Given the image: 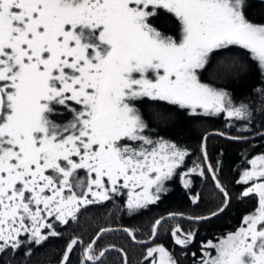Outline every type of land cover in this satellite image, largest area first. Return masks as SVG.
<instances>
[{
	"label": "snow or ice",
	"instance_id": "snow-or-ice-1",
	"mask_svg": "<svg viewBox=\"0 0 264 264\" xmlns=\"http://www.w3.org/2000/svg\"><path fill=\"white\" fill-rule=\"evenodd\" d=\"M250 7L249 0H0V264H29L37 246L59 236L58 226L76 221L89 206L122 198L132 214L160 201L165 182L189 153L149 135L137 107L145 99L193 116L251 123L248 103L237 104L203 79L212 56L232 49L239 59L219 61L223 71L213 80L242 67L244 58L264 75V22L250 19ZM162 14L171 18L172 30L157 23ZM61 107L72 114L67 122H58ZM201 150L207 162L206 144ZM246 163L237 183L246 186L242 198H255L254 210L235 231L201 242L193 264H264V153ZM198 169L181 174L186 188L185 177ZM208 171L224 199L210 216L188 218L195 224L231 203L210 164ZM175 218L155 220L153 246L138 241L151 264H178L156 243L161 225ZM108 231L86 245L72 238L59 264H71L77 245L83 246L80 264H100L105 250L97 254L94 245ZM197 236L179 224L171 230L182 253Z\"/></svg>",
	"mask_w": 264,
	"mask_h": 264
},
{
	"label": "trees",
	"instance_id": "trees-1",
	"mask_svg": "<svg viewBox=\"0 0 264 264\" xmlns=\"http://www.w3.org/2000/svg\"><path fill=\"white\" fill-rule=\"evenodd\" d=\"M249 3L251 4L248 10L250 19L256 22H264V1L249 0ZM230 57L239 59L236 49L213 55L211 63L203 73V79L206 82H214L218 87H223L232 94L237 104L240 102L247 103L246 100L248 102L250 100L251 102L248 104L254 109V119L251 123L229 121L224 115L215 116V119L214 116H193L185 110L154 103L147 99L142 103H138V107L149 123L151 129L149 135L153 139L163 137L177 143L189 153L173 178L165 182L167 191L161 194V199L157 204L149 206L146 210L132 214L127 210V219L121 207L122 198H114L111 202L89 206L86 211H81L76 221H70L68 225H59L57 229L60 232L59 236L49 238L43 246H37L29 264H59L60 258L72 238L77 237L86 245L101 229L112 228L120 230L103 233L94 245V249L98 254L102 248L114 247L120 253L114 250L105 251L100 264H123L122 254L124 257L126 256L128 264H151V258L145 260L144 257L147 248L144 245L133 243V241L148 240L155 220L160 217L167 218L170 213L180 214L186 218L210 216L223 203L222 193L215 189L214 183L202 167L199 151L202 141L201 134L206 135L208 130H215L217 127L220 132L228 134L231 138L216 135L215 137H207L204 144L207 147L208 158L213 162L212 167L215 169L216 177L231 197L228 210L199 224L186 222L176 215L175 219H166L160 227L156 243H162L172 252L174 258L178 260V264H192L191 260H184L186 257L181 259L179 255L180 247L178 249L171 238L172 228L179 224L185 232L189 230L198 231L197 243L190 247H193L198 254V247H195L201 241L213 239L208 238L211 235L216 237L214 238V241H216L222 236V233H226L227 230L237 225L252 203L251 200L247 199L248 197L240 198L238 192L241 184H238L237 181L240 179L243 170L248 166L246 162L264 153V135L246 140L233 138L244 134H252L264 127L262 126L264 125V115H261V112L264 111V95L261 91H258L264 90V75L261 74L254 61H251L250 58H244L240 62L243 65L242 67L238 65L235 71L225 78L213 80L215 74L223 71L222 68L218 67V62ZM157 109L163 110L164 114L159 117L155 116L154 113ZM224 119L227 120V124L223 122ZM189 157H197L196 161L199 164L196 165L200 167L196 173H191L185 177L190 182V186L186 188L181 180V174L188 172L186 166ZM200 169L204 171L202 176L199 175ZM193 197H199L195 205H191L192 201L190 203ZM126 220H128V223H125ZM123 227L134 232L136 240L132 238L128 240L126 232L121 229ZM220 229L223 230L221 234H219ZM151 245L148 244L147 246ZM82 255L83 246L77 245L70 256L71 264H80Z\"/></svg>",
	"mask_w": 264,
	"mask_h": 264
},
{
	"label": "flooded vegetation",
	"instance_id": "flooded-vegetation-1",
	"mask_svg": "<svg viewBox=\"0 0 264 264\" xmlns=\"http://www.w3.org/2000/svg\"><path fill=\"white\" fill-rule=\"evenodd\" d=\"M171 18L170 17H168V16H166L165 14H162L160 17H159V19L157 20V23H159V24H161L165 29H168V30H172V24L171 23H169V20H170ZM246 102L247 103H250L251 101L249 100V102H248V100H246ZM59 111L62 113V115L60 116V117H58L57 119H58V122H67L68 120H70L71 118H72V114H71V112H69L68 110H66V109H63L62 107L59 109ZM214 119H215V116H214ZM223 122L224 123H226L227 124V120H223ZM216 130H219L218 129V127L217 128H215V130H208V132H216ZM262 130H264V127L261 129V130H259V131H262ZM207 132V133H208ZM202 138H203V136L201 137V140H202ZM203 141V140H202ZM202 141H201V145H200V160H201V162L203 163V167H204V169H205V172L207 173V176H209L210 177V175H209V172H208V170H206V167H205V165H208L209 166V164L212 166V164H213V162L211 161V159H209L208 158V161L209 162H205V160H204V154H203V152H202V150H201V146H202ZM206 141V140H205ZM204 141V142H205ZM204 142H203V145H204ZM196 151V150H195ZM196 153H198L197 151H196ZM193 157H189L188 159H187V162H188V169H190V168H192L193 166H195L196 164H199L197 161H196V158H193ZM196 163H195V162ZM216 163H217V159H216ZM217 165H218V163H217ZM247 167H250V165H248ZM246 167V168H247ZM188 169H187V171H188ZM218 171V170H217ZM212 174V176H213V173H211ZM210 179H211V177H210ZM212 181V180H211ZM246 186H244V185H241V188L239 189V192H238V195L240 196V198H242L241 197V193L244 191V188H245ZM216 189V188H215ZM217 191H219L218 189H217ZM238 196V197H239ZM243 198H245V197H243ZM118 199V198H117ZM247 199H249V200H251L252 201V203L249 205V208H248V210H247V212L242 216V219H243V217L245 216V215H247L248 213H250L251 211H253L254 210V207H255V205H256V200H255V198H252V197H248ZM191 201L192 200H190V203H191ZM191 205H195L193 202H192V204ZM121 207H122V211H124V213H125V218L127 219V209L124 207V204L122 203L121 204ZM121 211V212H122ZM176 216L178 215V217H181L184 221H186V222H188L185 218H183V216H181L180 214H175ZM189 217H187V219H188ZM242 219L237 223V225H234L233 226V228L232 229H237V228H239L240 226H241V222H242ZM189 222H191V221H189ZM125 223H128V220H126L125 221ZM192 223V222H191ZM193 224H195V223H193ZM124 229H128V228H126V227H123ZM123 228H121L122 230H123ZM232 229H229V230H227L226 231V233H228V231H230V230H232ZM223 230H221L220 229V232H219V234H221V232H222ZM226 233H222V236H220V237H223V236H225L226 235ZM126 236L128 237V240H129V235L126 233ZM208 238H213V239H211L213 242H216V241H214V238H216V237H214V236H210V237H208ZM131 241V240H130ZM201 242H206V241H201ZM200 242V243H201ZM152 246V245H151ZM178 247V249H179V246H177ZM197 247H199V245H197L195 248H197ZM103 249V248H102ZM193 252H195V249L192 247V248H189V250H187V252L186 253H182L181 252V249H180V253H179V255H180V257H181V259H184L185 257V261H192V264H193V256H192V253ZM197 256H199V252H198V254H197Z\"/></svg>",
	"mask_w": 264,
	"mask_h": 264
},
{
	"label": "water",
	"instance_id": "water-1",
	"mask_svg": "<svg viewBox=\"0 0 264 264\" xmlns=\"http://www.w3.org/2000/svg\"><path fill=\"white\" fill-rule=\"evenodd\" d=\"M261 1H264V0H261ZM221 133H223V132H220L219 130H216V132H208V133H206V135H204L203 136V138H202V145H203V142L206 140V138L207 137H215L216 135H218V136H220V137H224V138H231L228 134H224L223 133V135H221ZM259 135H264V130H262V131H255L254 133H252V134H244L243 136H240L239 137V139L240 140H246V139H251V138H255V136H259ZM205 167H206V170H208V165H205ZM209 172V171H208ZM209 175H210V177H211V180H212V183H214V186H215V188L216 189H218L217 187H216V181L212 178L213 176H212V174H211V172H209ZM223 195V194H222ZM178 216V215H177ZM183 218H185V217H183ZM187 221L189 220V219H187V218H185ZM190 221V220H189ZM112 230H120V229H118V228H112L111 229V231H108V232H112ZM123 230H124V228H123ZM98 232H100V231H98ZM129 238H131L130 236H129ZM93 239H96V235L94 236V238ZM92 239V240H93ZM92 240H91V242H92ZM131 240V239H130ZM90 242V243H91ZM145 242H148V244H151L150 242H149V239L148 240H146ZM133 243H138L137 241H133ZM138 244H140V245H143V244H141V243H138ZM145 246V245H144ZM102 250H105V251H107V250H111V251H117V252H119L120 253V251L119 250H117L116 248H104V249H102ZM122 257H123V261H122V263L124 264V260H125V257H124V255L122 254Z\"/></svg>",
	"mask_w": 264,
	"mask_h": 264
},
{
	"label": "rangeland",
	"instance_id": "rangeland-1",
	"mask_svg": "<svg viewBox=\"0 0 264 264\" xmlns=\"http://www.w3.org/2000/svg\"><path fill=\"white\" fill-rule=\"evenodd\" d=\"M137 107H138V105H137ZM196 129H198V128H196ZM199 130V129H198ZM201 136H204V134H201ZM234 136H236V135H234ZM200 162H201V160H200ZM207 162H209V161H207ZM202 163V162H201ZM197 166V165H196ZM200 167V166H199ZM202 167H203V163H202ZM209 167V166H208ZM204 168V167H203ZM187 169H188V165L186 166V171H187ZM205 170V169H204ZM212 173V172H211ZM236 229H232V230H230V231H228V233L229 232H233V231H235ZM227 234V233H226ZM146 254V253H145ZM144 257H145V255H144ZM132 263V262H131ZM179 263V262H178ZM133 264V263H132Z\"/></svg>",
	"mask_w": 264,
	"mask_h": 264
}]
</instances>
